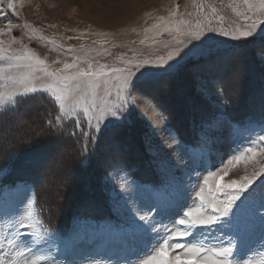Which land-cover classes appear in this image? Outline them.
Returning <instances> with one entry per match:
<instances>
[{
	"label": "rangeland",
	"instance_id": "obj_1",
	"mask_svg": "<svg viewBox=\"0 0 264 264\" xmlns=\"http://www.w3.org/2000/svg\"><path fill=\"white\" fill-rule=\"evenodd\" d=\"M7 3L8 0L0 3L8 13L6 19L0 17V68L3 69L0 71V109L25 97L21 95L24 92L21 80L25 77L38 89L27 96L45 94L60 108L59 102L47 90V86L53 84V79L41 69L56 72L63 70L65 64H75L76 68L87 70L91 65L96 70L104 65L109 75L93 77L95 86H90L87 78L68 81L66 111L60 112L69 120L80 119L85 128V108L89 109V115L95 117L118 102L115 74L110 71L112 68L126 67L128 62L135 64L145 59L166 58L178 47L176 39H186L181 33L195 30L198 23L202 29L225 28L235 31L247 28L253 20H264V10L258 7L249 9L245 0H12L15 10L8 9ZM248 3L258 6L260 0H248ZM9 22L12 25L10 28ZM260 28H264V24L256 29L258 37L264 38V31H260ZM249 39L252 40L251 37ZM253 52L250 46L247 57L241 56L232 68L225 69L224 78L228 83L223 89V97L217 95L221 90L213 88L211 84L209 95H202L190 70L184 68L159 89L154 99L138 98V107L132 113L131 123L117 135L118 140L128 145L127 151H121L119 156L126 160L131 174L125 168L115 183L119 185L136 180L155 184L161 176L154 166L149 165L151 157L145 151L144 137L152 129H157L152 137L154 146L161 150L162 155H170L182 170L187 189L182 201V205H186L183 212L197 208L210 211L198 196L201 189L205 201L213 198L224 200V193L233 189L218 191V180L224 184L237 181L239 185L245 177L251 178L256 174L249 189L241 194L229 217L223 218L220 225L213 229L197 228V235L203 233L199 239L191 235H174L185 230V225L177 223L182 218V213L179 215L181 205L168 215L156 217L158 232L148 233L136 255L127 257V260L118 258L108 243L109 228L119 221L111 212L104 195L105 172L115 175V171L108 167L107 153L104 150L92 153L88 166L82 167L80 160L83 150L80 143L67 140L61 143L53 138L54 143L48 147V141L41 140L42 147L38 153L46 152L47 159L36 168L25 169L23 165L19 173L25 175L18 177L19 180H27L30 174L38 183L36 188L31 181L2 180L5 172L0 171V184L16 185L21 192L27 188L30 196H36L33 219L25 221L30 226L19 229L18 225L15 228L11 225L20 218L16 214L27 215V201L21 204L20 197L0 193V262L73 264L75 261V264H95L99 261L100 264H127V261H131V264H142V261L156 255L161 247H167L170 257L181 255V264H193L183 255L186 248H175L177 242L184 245L203 243L205 248L228 247V237L231 236L236 241V247L233 257H229L230 264L237 261L244 264L245 260L250 264H261L264 261V217L251 215L249 208L254 206L251 194L264 188V141L259 139L264 131L257 123L264 118V65L256 61ZM25 54L34 58L30 61L32 68L8 67L9 63L16 62L9 61L8 57ZM36 60L43 61V65L36 64ZM76 68L65 70L64 74H71ZM233 71L237 73L234 79ZM35 105L37 110L27 109L28 121H31L27 128L18 130L15 122L4 125L5 130L0 133V147L5 146L7 151L18 137L26 142L45 135L41 132L43 125L40 123L43 104ZM217 105L225 106L231 127L219 135L214 146L205 147L198 143L201 121L208 119L217 110ZM73 106L76 115L67 111ZM161 115L167 116L171 123L165 121V124H159ZM34 120L37 121L35 124L32 123ZM168 128L172 131L169 132ZM91 134L96 135L95 131ZM178 143L190 149L193 159L197 161L195 171L190 175L183 169L193 166L189 164L188 155L179 150ZM92 147L89 142V148ZM250 148L256 153L255 156L247 151ZM4 149L0 151L4 152ZM54 172L67 184H60L53 176ZM213 173L215 177L211 175ZM206 179L208 184H205ZM86 201L94 204L87 224L81 215V205ZM237 218L241 221L239 227L231 222ZM45 228L56 235L49 244L36 245L35 241L44 237ZM38 230L40 237H37ZM15 231L26 235L16 237V243H11L13 237L10 233ZM210 232L221 237L223 244L215 239L203 238ZM75 233H87L88 239L74 255L66 259L63 248L57 252V245L62 238ZM21 241L32 246L33 251H27ZM165 241L168 243L165 244ZM21 252L23 255H18ZM206 254L202 253L201 256Z\"/></svg>",
	"mask_w": 264,
	"mask_h": 264
},
{
	"label": "snow or ice",
	"instance_id": "obj_2",
	"mask_svg": "<svg viewBox=\"0 0 264 264\" xmlns=\"http://www.w3.org/2000/svg\"><path fill=\"white\" fill-rule=\"evenodd\" d=\"M2 3V0H0ZM249 9L258 7L264 10V0H260L259 5H252L248 3ZM7 8L14 9L12 0H8ZM18 14V13H17ZM8 13L4 11V8L0 6V17L7 18ZM264 24V20H253L247 28L243 30L229 31L225 28H208L202 29L198 23L195 30H189L182 32L181 35L186 39H176L178 47L174 52L170 53L166 58L158 57L155 60L145 59L142 62L133 64L128 62V66L123 68H112L110 71L115 74L116 87L118 90V102L109 106L107 109L102 110L101 114L93 117L89 115V109L85 108L84 113L87 120V128H85L80 119L75 120V130L65 134L63 129L55 127L52 120H48L49 128L55 127V131L60 138H66L68 140H74L81 144L83 153L80 160L82 167H87L91 154L104 150L108 157V167L115 171V175H109L107 171L104 175V189L105 199L109 202L111 212L117 217L119 223L112 224L109 228L110 239L109 245L114 250V255L118 258H124L136 255L140 250L144 238L149 232H158L156 228V217L165 216L170 214L182 205L187 189L184 185L183 175L181 174V168L175 164L170 155H162L161 150L154 146L153 135L157 129H152L150 134H146L144 137L145 151L151 157L149 165L154 166L159 172L161 179L158 183L150 184L147 182H137L133 180L131 182L125 181V183L117 185L115 183L119 173L125 168L129 169L123 157L119 156L121 151H127L128 145L126 142L118 140L117 135L121 129L128 126L131 123L132 113L138 107L137 99L143 97L155 98V94L159 89L173 79L180 70L188 68L193 76L195 82L198 85L199 92L204 95H209V84L213 88L220 89L217 93L218 96L223 97V89L227 86L228 81L224 78L225 69L232 68L235 62L241 56H248V49L251 46L254 49L253 55L258 63L264 65V38L258 37L256 29ZM9 28L12 25L9 22ZM179 31V29H178ZM260 31H264V28H260ZM216 33V35H212ZM218 37H226L227 39H221ZM249 37L252 38L250 41ZM178 57V59H176ZM2 58V57H0ZM9 61L15 60V63H9V68H32L33 64L30 63L34 58L28 54L23 56H10ZM27 61V63H25ZM174 61L173 63H169ZM36 64L43 65V61L36 60ZM76 68L75 64H65L64 69L56 72H48L47 69H41L45 72V75L53 79V84L47 86V90L51 91L52 96L59 102L61 112H65V99L67 92L68 81L71 80H83L87 78V83L90 86H95L93 77H105L109 75V72L105 71V66L100 65L98 69L93 70L89 65L88 69L76 68L75 72L71 74H64L65 70ZM0 71H3L0 68ZM237 73L233 71V79ZM214 78V79H213ZM21 83L24 85V92L22 96H27L28 93H35L38 89L31 84V81L25 77L22 78ZM79 87V85H77ZM133 93L136 95L134 96ZM262 100H264V93H262ZM69 114L76 115L75 106L72 109L67 110ZM61 117H56V125H59ZM95 120V123H93ZM171 123L167 116L161 115L159 124ZM264 131V118L257 122ZM103 125V127H102ZM231 127V121L226 115V108L224 105H217V110L206 120L201 121L200 125V140L198 143L203 144L205 147H211L215 145L219 135L223 134L224 130ZM163 130V129H160ZM95 131L96 135L91 133ZM171 132L172 129L168 128ZM261 141H264V135L259 137ZM89 142L93 147L89 148ZM179 150L188 155L189 164L193 167L188 168L185 166L183 169L187 174H191L195 171L197 161L193 159L190 149L181 143H178ZM253 156L256 153L253 149H248ZM242 157H237L241 159ZM47 159L46 152L35 153L29 155L24 161V168H36ZM213 177L215 173L211 174ZM56 177V173H53ZM256 174L253 177H245L244 182L237 185V181L224 184L217 181V190L224 192L225 189H233V191L225 192V199L218 200L213 198L210 201H205L204 196L198 193L202 203L206 204L210 211L204 209H190L187 212H183V208L186 205H182L179 215L182 213V218L177 221L179 225H185V230L174 233L179 236H193L200 238L203 233L197 235L195 230L197 228L213 229L220 225L223 218H228L233 205L240 199L242 193L249 189V185L254 180ZM60 184H67L66 180L56 177ZM205 184H208V179L205 180ZM0 193L4 195L14 194L20 197V203L24 204L27 201L28 212L24 216L20 213L16 214L19 219H16L11 225L15 228L17 225L19 229H24L30 225L25 223L26 220L33 219V209L36 204V196L29 195L28 189L25 188L22 192L18 190L16 185L0 184ZM253 201V207L249 208V213L253 216L264 217V188L255 191L251 194ZM83 209L81 215L83 222L87 224L90 216L89 212L94 208V204L91 201H86L81 205ZM238 227L241 224L239 218L236 221H231ZM37 224L40 221H36ZM44 237L38 238L35 241L36 245H47L52 241V238L56 235L55 232L50 231L48 228L44 229ZM13 239L11 243H16V237H22L26 233L15 231L10 233ZM37 237H40L39 230L37 231ZM204 239H215L218 243L223 244V240L219 236L212 235L210 232ZM88 239V234L75 233L71 236H67L61 239V242L57 245V252L63 248L65 258L74 255L79 247ZM21 243H24L21 241ZM168 242L165 241V244ZM228 247H210L205 248L203 243H192L190 245H184L180 243L175 244V248L184 249L183 253L185 257L193 261V264H230L229 257H233L234 248L236 247V241L229 236ZM24 247L27 251L32 252L33 247L24 243ZM38 250V248L36 249ZM51 253V249H49ZM202 253H207L201 256ZM23 255V253H18ZM55 259V258H54ZM2 264V262H0ZM35 264V262H33ZM75 264V261H73ZM95 264H100L96 261ZM127 264H131V261H127ZM142 264H181V255L169 256V249L167 247H161L156 255L149 257V259L142 261ZM236 264H239L237 261ZM244 264H250L249 261H244ZM264 264V261L261 262Z\"/></svg>",
	"mask_w": 264,
	"mask_h": 264
},
{
	"label": "trees",
	"instance_id": "obj_3",
	"mask_svg": "<svg viewBox=\"0 0 264 264\" xmlns=\"http://www.w3.org/2000/svg\"><path fill=\"white\" fill-rule=\"evenodd\" d=\"M37 103H42L43 106L40 109L41 113V120L40 123L42 122V131L45 135L40 136V138H36L35 140H28L25 142V140L18 139L14 140L12 142V146L8 148L6 151L4 148L5 146H1V148L4 149V152L0 151V171L5 172V177L2 179H7V180H14L15 182L18 181H26V182H33L34 187L36 188L38 183L34 182V177H32L30 174L28 175L27 180H19V176L25 175L22 174L20 175V167L24 165L25 159L32 154L38 153L39 150L41 149L42 145L40 146L39 141L47 140L48 141V147L53 142V138L57 139L58 141L62 143V141L67 140L70 142H73L74 140H68L65 136V138H60L58 137L55 127H59L63 129L65 134L68 132H71L75 130V120H69L66 117H64L61 112L60 108L54 103V101L49 98V96L45 94H32L29 96H25L23 98H19L16 100V102L12 105L6 106L4 109H0V133H3L5 130L4 125L15 122L18 125H16V129H25L27 128L30 124L31 121L29 120V115H27V109L30 107L31 109H35L37 106L35 104ZM33 107V108H32ZM61 117L59 125H56V117ZM48 120H52L53 125L55 127L49 128L48 126ZM28 121V122H27ZM20 122V123H19ZM37 122L34 120L32 122L35 124ZM39 122V121H38ZM23 131V130H22ZM51 140V142H50ZM77 143V142H76ZM73 144V143H71ZM38 146H40L38 148ZM74 146V144H73ZM71 146V148H73ZM47 147L45 146V149ZM32 177V178H31ZM39 182V181H38ZM40 183V182H39ZM38 194V191H36Z\"/></svg>",
	"mask_w": 264,
	"mask_h": 264
}]
</instances>
